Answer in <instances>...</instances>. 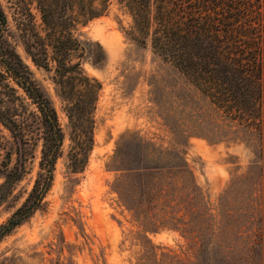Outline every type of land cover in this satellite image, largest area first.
<instances>
[{"label": "rangeland", "instance_id": "obj_1", "mask_svg": "<svg viewBox=\"0 0 264 264\" xmlns=\"http://www.w3.org/2000/svg\"><path fill=\"white\" fill-rule=\"evenodd\" d=\"M1 4L8 20L6 36L51 98L65 137L41 208L0 241V264H264L263 160L253 133L235 127L231 139L214 142L200 136H175L170 126L185 116L180 114L177 95H194L195 91L170 64L124 34L131 19L112 0L106 15L79 29L90 45L82 67L101 82V90L93 111V146L88 161L82 170L73 171L68 159L73 133L53 71L31 62L15 27L11 4L6 0ZM197 102L204 106L202 98ZM0 106L7 112L5 116L17 121L14 130L29 141L24 146L26 173L0 202L1 224L33 185L41 140L30 100L1 74ZM17 144V138L0 123V171L5 164L14 165ZM154 147L180 150L189 179L193 177L211 204L227 195L239 207L240 212L233 217V233L228 236L221 228L224 224L219 225L216 235L208 234L201 224H193L186 232H149L134 220L114 183L119 177L129 180L121 168L141 162L138 154ZM3 181L0 172V184ZM227 238L235 248L232 262L222 249Z\"/></svg>", "mask_w": 264, "mask_h": 264}, {"label": "trees", "instance_id": "obj_2", "mask_svg": "<svg viewBox=\"0 0 264 264\" xmlns=\"http://www.w3.org/2000/svg\"><path fill=\"white\" fill-rule=\"evenodd\" d=\"M6 1L13 8L26 55L37 67L53 71L52 79L65 102L73 133L69 166L73 171L82 170L93 146V111L101 82L82 67L90 45L79 29L106 15L112 0ZM115 1L131 19L124 34L170 64L195 91L194 95H177L180 114L185 116L170 126L175 136H200L214 142L231 139L235 127L251 132L263 160L260 170L264 177V0ZM7 29L0 0V74L10 78L33 105L31 114L39 130L41 155L30 191L0 224V241L41 208L52 186L65 137L51 98L8 40ZM199 97L204 106L197 102ZM5 115L7 112L0 106V123L19 144L14 165L5 164L0 171L4 175L0 202L26 173L24 146L29 142L14 130L18 128L14 117ZM138 158L141 162L121 168L129 180L119 177L114 184L120 201L145 231L186 232L193 224H201L210 235H216L222 224L228 236L235 231L233 217L240 212L239 207L227 195L219 196L216 205L211 204L193 177L189 179L188 165L180 150L154 147L140 152ZM229 240L222 249L232 262L235 248ZM167 255L172 257L170 252Z\"/></svg>", "mask_w": 264, "mask_h": 264}]
</instances>
